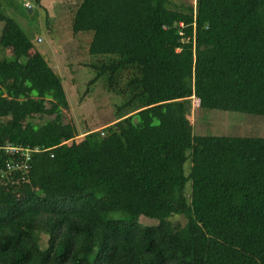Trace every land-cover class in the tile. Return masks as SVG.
<instances>
[{
    "label": "trees",
    "instance_id": "trees-1",
    "mask_svg": "<svg viewBox=\"0 0 264 264\" xmlns=\"http://www.w3.org/2000/svg\"><path fill=\"white\" fill-rule=\"evenodd\" d=\"M195 1L82 0L73 33L108 57L88 85L133 113L79 140L61 78L0 2V145L42 150L0 178V264H264V137L216 136L212 113L264 120V0Z\"/></svg>",
    "mask_w": 264,
    "mask_h": 264
},
{
    "label": "rangeland",
    "instance_id": "rangeland-1",
    "mask_svg": "<svg viewBox=\"0 0 264 264\" xmlns=\"http://www.w3.org/2000/svg\"><path fill=\"white\" fill-rule=\"evenodd\" d=\"M177 6H193L195 0H173ZM2 10L19 25L32 47L29 55H40L47 62L53 61V51H58V62L62 86L69 104L64 111V123L75 125L78 140L87 132H104L106 127L116 123L122 116L130 115L133 110L119 112L125 99L108 91L106 79L102 78L96 84L88 83L95 77L91 65L106 62L108 57H94L88 53L86 47L92 33H73V18L82 0H0ZM28 4V9L24 7ZM2 23H0V32ZM11 49L0 47V61L13 60ZM49 63V62H48ZM125 78L120 81L122 87ZM189 113L186 122L190 131L194 127V113L199 102L195 99L185 101ZM136 109V108H134ZM218 116L217 120L223 125L220 134L216 136H244L252 133L254 136L264 137V120L237 113L212 112ZM218 114V115H217ZM216 123V122H214ZM218 124V123H216ZM215 124V125H216ZM194 132V131H193ZM251 134V135H252ZM190 163H186L184 170L187 173ZM187 190L190 191L189 184ZM188 191V194H189ZM114 217H120L115 214ZM173 223L185 224L183 217L175 216ZM143 225L154 224L153 221L141 220ZM46 245H42L45 248Z\"/></svg>",
    "mask_w": 264,
    "mask_h": 264
},
{
    "label": "built area",
    "instance_id": "built-area-1",
    "mask_svg": "<svg viewBox=\"0 0 264 264\" xmlns=\"http://www.w3.org/2000/svg\"><path fill=\"white\" fill-rule=\"evenodd\" d=\"M24 7L28 9V4ZM101 135L104 134L101 132ZM42 150L35 148H23L11 144L0 145V178L14 176L13 172L27 173L32 155Z\"/></svg>",
    "mask_w": 264,
    "mask_h": 264
},
{
    "label": "crops",
    "instance_id": "crops-1",
    "mask_svg": "<svg viewBox=\"0 0 264 264\" xmlns=\"http://www.w3.org/2000/svg\"><path fill=\"white\" fill-rule=\"evenodd\" d=\"M91 39H92V37H91ZM91 39H90V41H89V43H88V45H87L86 47L89 46V44H90V42H91ZM88 49H89V48H88ZM53 53H54L53 56H52L53 61H50V60H49V61H48L49 63H48L46 60H45V61H46V62L48 63V65L54 70V72H55L60 78H62L61 75H60V73H59L60 70H59V66H58V62H59V59H60L59 56H60V55L58 54V51H56V50H54ZM62 79H63V78H62ZM62 79H61V80H62Z\"/></svg>",
    "mask_w": 264,
    "mask_h": 264
}]
</instances>
